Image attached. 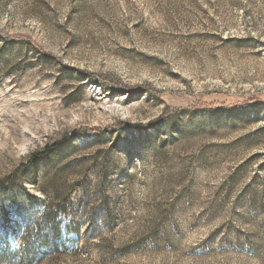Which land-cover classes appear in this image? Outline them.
Returning a JSON list of instances; mask_svg holds the SVG:
<instances>
[{
	"label": "rangeland",
	"instance_id": "obj_1",
	"mask_svg": "<svg viewBox=\"0 0 264 264\" xmlns=\"http://www.w3.org/2000/svg\"><path fill=\"white\" fill-rule=\"evenodd\" d=\"M46 200L33 264H264V0H0V242Z\"/></svg>",
	"mask_w": 264,
	"mask_h": 264
},
{
	"label": "trees",
	"instance_id": "obj_2",
	"mask_svg": "<svg viewBox=\"0 0 264 264\" xmlns=\"http://www.w3.org/2000/svg\"><path fill=\"white\" fill-rule=\"evenodd\" d=\"M56 147L57 144L48 146L41 154L34 152L32 157L34 160L43 159L47 152ZM34 212L27 220L29 227L31 230L33 229L32 238L22 240L21 248L17 251L11 250L7 241L0 242V264H33L48 252L57 251L60 229L55 221L59 214L65 212V208L60 205H51L46 200L43 202L42 208L36 209ZM19 214L22 215L21 212ZM27 233H31L30 229L27 230Z\"/></svg>",
	"mask_w": 264,
	"mask_h": 264
}]
</instances>
